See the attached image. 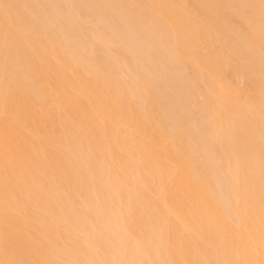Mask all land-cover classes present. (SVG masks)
I'll use <instances>...</instances> for the list:
<instances>
[{"label": "bare ground", "instance_id": "1", "mask_svg": "<svg viewBox=\"0 0 264 264\" xmlns=\"http://www.w3.org/2000/svg\"><path fill=\"white\" fill-rule=\"evenodd\" d=\"M0 264H264V0H0Z\"/></svg>", "mask_w": 264, "mask_h": 264}]
</instances>
